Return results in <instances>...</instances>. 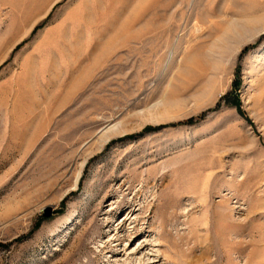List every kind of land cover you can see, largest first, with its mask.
Returning <instances> with one entry per match:
<instances>
[{"label":"rangeland","instance_id":"obj_1","mask_svg":"<svg viewBox=\"0 0 264 264\" xmlns=\"http://www.w3.org/2000/svg\"><path fill=\"white\" fill-rule=\"evenodd\" d=\"M141 237L264 264V0H0V264Z\"/></svg>","mask_w":264,"mask_h":264},{"label":"bare ground","instance_id":"obj_2","mask_svg":"<svg viewBox=\"0 0 264 264\" xmlns=\"http://www.w3.org/2000/svg\"><path fill=\"white\" fill-rule=\"evenodd\" d=\"M110 137L111 136L109 132H106L105 130L100 132L101 142L103 143L107 142L110 139ZM135 213H136L135 210L133 212L130 211L127 217H124L123 222L119 225L121 226V230H125L124 228H126V225L127 226L129 225L130 228H134L135 230H137L139 219L137 215H135ZM116 237L117 235L114 236L113 242H114V239H116ZM116 241L118 244L121 240L120 238L119 239L117 238L115 242ZM139 242L140 244H138V246H136V248L132 250V252L130 253L129 256H127L128 258L125 261L113 260L115 261V264H158L160 263L159 261L160 257L158 254H160L161 252L160 250H156L157 247H161V244H159V240H155L153 243H151L152 241L150 239L142 238L140 239Z\"/></svg>","mask_w":264,"mask_h":264},{"label":"water","instance_id":"obj_3","mask_svg":"<svg viewBox=\"0 0 264 264\" xmlns=\"http://www.w3.org/2000/svg\"><path fill=\"white\" fill-rule=\"evenodd\" d=\"M51 213H52V210H49V211H48V215L50 216V215H51Z\"/></svg>","mask_w":264,"mask_h":264},{"label":"trees","instance_id":"obj_4","mask_svg":"<svg viewBox=\"0 0 264 264\" xmlns=\"http://www.w3.org/2000/svg\"><path fill=\"white\" fill-rule=\"evenodd\" d=\"M194 122V119H190L189 123H193Z\"/></svg>","mask_w":264,"mask_h":264}]
</instances>
